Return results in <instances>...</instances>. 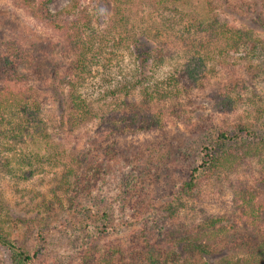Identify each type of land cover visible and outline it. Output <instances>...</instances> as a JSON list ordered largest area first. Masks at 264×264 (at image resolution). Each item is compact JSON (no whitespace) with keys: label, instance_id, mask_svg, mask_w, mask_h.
I'll return each mask as SVG.
<instances>
[{"label":"rangeland","instance_id":"374dc122","mask_svg":"<svg viewBox=\"0 0 264 264\" xmlns=\"http://www.w3.org/2000/svg\"><path fill=\"white\" fill-rule=\"evenodd\" d=\"M185 1L188 9L208 17L206 0ZM83 2L98 12L94 23L104 25L107 4ZM212 2L231 26L252 32L254 53L251 45L238 53L231 49L223 55L215 53L194 81L190 74L196 75L195 70V75L191 73L196 54L176 41L175 54L150 81L154 84L177 74L179 82L171 85L175 95L147 104L135 91L123 111L124 121L134 115L139 127L149 128L105 136L96 145L94 138L108 132L104 125L92 122L70 132L60 126L59 103L50 95L40 129L13 137L9 128H0V227L34 256L27 264H114L113 259L118 264H146L143 258L149 249L188 237L208 217L228 215L233 220L238 212L233 204L235 188L249 184L264 198V172L255 162L241 165L237 176L205 175L196 191L181 192L201 160L202 149L213 145L218 133L228 129L236 134L237 126L247 121L262 128L257 111L264 108V0ZM67 3L50 0L48 9L55 13ZM32 14L20 0H0V42L24 34L56 44L60 34ZM53 52L50 62L67 61ZM220 58L231 65L209 73L213 60ZM248 62L251 67L246 71ZM123 64L128 68L129 63ZM2 86L14 87L0 79ZM102 101L96 107L104 112L116 100L110 97L106 105ZM121 112L110 120L120 122ZM152 120L161 127L153 126ZM85 156L90 159L86 169L80 164ZM180 255L193 256L191 251ZM14 256L0 247V264H18Z\"/></svg>","mask_w":264,"mask_h":264},{"label":"trees","instance_id":"16d2710c","mask_svg":"<svg viewBox=\"0 0 264 264\" xmlns=\"http://www.w3.org/2000/svg\"><path fill=\"white\" fill-rule=\"evenodd\" d=\"M20 1L24 8L33 11V17L37 16L58 32L60 38L55 44L40 36L18 34L0 42V79L14 86L0 88V128H9L13 137L40 129L50 96L59 103L60 126L70 132L92 122L104 125L108 132H100L94 138L96 145L99 138L149 128L139 127L134 115L127 121L122 119L123 111L130 106L127 99L135 91L147 104L175 95L171 85L179 82L177 74L172 73L165 80L157 79L154 84L150 81L156 76V69L171 60L177 45H187L196 54L195 68L191 69L196 75L190 74L193 80L198 73L200 76V69L207 68V61L215 53L223 55L230 49L238 53L251 45L249 50L253 54L256 48L250 44L252 32L231 26L215 11L213 0H206L208 17L188 9L185 0H94L106 3L109 9L107 21L98 26L94 23L98 12L85 6L83 0H67L64 8L55 13L48 9L50 0ZM53 50L67 61L50 62V55H55ZM226 56L229 58V54ZM213 61L209 73L214 68L231 65L230 60L223 62L221 58ZM236 61L233 63L238 64ZM126 62L128 68L123 64ZM250 67L248 62L246 71ZM110 97L116 100L110 110L103 112L96 107L102 100L106 105ZM119 111H122L120 122L111 121V115ZM257 112L262 128L254 121H247L237 126L236 134L228 129L218 133L213 145L202 149L201 160L191 169L181 192L196 191L205 175L218 179L228 174L237 176L243 164L255 162L264 172V108ZM152 121L153 126L161 127ZM259 130L263 131L259 134ZM82 159L80 164L86 169L90 159L86 156ZM235 189L233 204L238 212L233 220L228 215L208 217L197 223L188 237L171 239L172 245L159 243L158 247L149 249L143 258L145 263L264 264V198L249 184ZM244 228L247 233L241 232ZM0 247L12 252L18 264L34 259L11 241L2 227ZM187 251L193 256L180 255ZM118 261L111 262L118 264Z\"/></svg>","mask_w":264,"mask_h":264}]
</instances>
